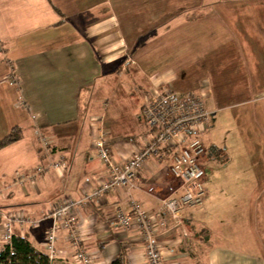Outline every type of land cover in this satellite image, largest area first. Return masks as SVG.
I'll return each mask as SVG.
<instances>
[{"label": "crops", "instance_id": "1", "mask_svg": "<svg viewBox=\"0 0 264 264\" xmlns=\"http://www.w3.org/2000/svg\"><path fill=\"white\" fill-rule=\"evenodd\" d=\"M196 1L201 4V0ZM3 2L13 9L5 6V12L0 13V29L9 27V34L0 37V138L16 125L21 128V137L0 152L14 146L13 154L19 153V164L29 172L44 160L34 133L39 129L48 139L51 156H61L64 161L63 168L49 170L22 184L9 181L0 167L3 210L38 218L64 197L80 198L106 178L109 171L96 156L93 135L98 128L102 130L114 162L129 158L154 134L140 116V107L149 97L145 94L147 88L157 92L167 85L174 86L177 94L185 92L187 83H193V89L204 90L205 97L211 91L221 90L223 85L231 90V78L236 77L244 81L242 88L247 89L246 71L241 63L229 70L228 66L216 67L214 61L204 59L195 78H190V72L180 76L168 52L173 35L160 39L170 32L168 23L175 13L140 24L141 10L161 7L152 0H143L142 5L135 0H118L120 16L111 0H0V4ZM179 3L189 5L178 8L191 9L190 0H172L170 7L162 8L173 11ZM204 6L212 11L214 24L229 22L239 42L248 43L254 55L264 53V46H260L264 42V1L213 0ZM221 9L225 19L220 18ZM35 14L44 27L51 20L49 26L58 30L21 41L29 32H24L25 27L36 23ZM41 14L45 21H41ZM208 20L203 18L202 25L211 22ZM147 26H151L148 32L137 34L138 27ZM201 51L204 53V49ZM263 57L264 54L256 55L258 59ZM8 64L14 68L17 85L6 77ZM259 64L263 62L259 60ZM248 83L251 88L252 78ZM139 86H144L143 94H137ZM244 94L245 91L241 96ZM205 148L207 162L214 151L211 146ZM171 152L161 148L158 158L150 157L137 170L135 187L118 186L73 211L80 246L88 253L90 264H106L118 254L127 264H145L139 229L133 224L116 225L114 213L117 207L128 212L132 197L156 220L160 202L146 187L153 185L159 194L165 193L164 183L170 181L165 173ZM259 179L247 178L245 184L261 186ZM210 194L206 188L201 205L185 207L179 222L165 216V225L156 228L155 238L163 247V263L264 264V193L244 197L242 204L233 195L218 194L216 197L221 196L222 201L215 217ZM239 211L242 214H237ZM48 225L44 219L36 226H16L14 233L25 236L45 253ZM55 248V264H74V249L65 229L57 231Z\"/></svg>", "mask_w": 264, "mask_h": 264}, {"label": "rangeland", "instance_id": "2", "mask_svg": "<svg viewBox=\"0 0 264 264\" xmlns=\"http://www.w3.org/2000/svg\"><path fill=\"white\" fill-rule=\"evenodd\" d=\"M111 1L113 3V9H115L117 15L120 16L119 6L121 4L118 3V0ZM135 1L141 2L139 5L143 4V0ZM211 1L213 0H201L200 4L197 3L196 0H190V10L178 8L189 5L179 3L176 5L178 9L165 11L162 6L170 7L171 5L169 4L172 0H152V2L161 7L146 9V11L141 10L138 15H141L140 24L144 25L156 19V17L162 20L168 15L170 16L172 13H175L176 16L168 23L171 25L170 32L162 35L160 39H164L167 34L173 35L171 38V47L168 49V52L169 56H171L170 59L173 60L172 62L176 66L174 69L180 76L190 72V78H195L194 75L197 74L200 64L204 62V59H206L207 62L209 60L214 61L216 63L214 66L216 67H218V65L228 66L226 69L229 70L233 66H236V64L241 63L242 66H244L243 70L246 71L244 74L246 76V90L242 88V86H244V81H238L236 77L231 78L233 83L231 90L227 89L226 85H223L222 78H220L221 85H223L221 90L219 89L217 92L211 91L210 95L203 96L205 106L211 113L208 116L204 129L199 132L198 135L206 147L213 146L214 149H216L212 157H210L205 164L210 170L208 169V173L206 174L207 180L203 182L204 188H207L211 193V198L213 197V211L215 210V213L212 216L215 217L219 214V205L222 201L221 196L216 197L218 194L233 195L235 196L234 198L239 199L240 204H242V198L249 197L251 194L257 195V193H264V185H262L264 184V57L261 59L256 58V55L264 53L254 55L248 43L243 44L239 42L237 40L238 35L230 29L229 22L214 24L211 20L213 18L212 11L204 6ZM221 1L225 2L228 0ZM0 6L3 8L0 9V13L5 12V6L9 7L10 10L13 9L12 5L5 2L1 3ZM219 12L220 15H222L220 18L225 19V11L221 9ZM28 17L27 15V19ZM33 18L36 23L32 22L25 27L24 32H29L21 41L27 42L28 39L35 36L54 34V32L58 30L57 28L52 29V26H49V23L52 22L51 20L48 22V25L44 27V23L39 22V16L35 14ZM203 18H205V20L209 19L208 21L211 20V22L207 23L205 21L204 25H202L201 22ZM45 20L46 19L42 17L41 14V21ZM150 28L151 26H147L145 29L143 27H138L137 34H144L148 32ZM161 29L162 27H160V30ZM8 30L9 27L0 29V37L2 36L4 38L8 35ZM133 39L135 40V38ZM260 46H264V42H261ZM0 48L3 47L0 46ZM144 48L148 49L150 47L145 46ZM201 49H204V53ZM211 50L214 52H211ZM194 52L196 55H194ZM192 57L198 58L201 62H198V60ZM212 58L214 59L212 60ZM259 60L263 62L262 65L259 64ZM192 70L196 72L191 73ZM250 78H252L254 82L251 88L250 83H248ZM258 78H260V86L258 85ZM187 84L188 85L184 87L185 92H178L177 94L199 92L193 89V83ZM165 89L173 90L175 88L174 86L167 85ZM203 91L204 90L200 92ZM244 91L245 94L241 96ZM144 92V86H139L137 94H143ZM155 92L156 90L147 88L145 94L151 96ZM137 94L135 97H137ZM93 137L95 136L93 135ZM17 151H19V149ZM217 151H220V153H217ZM15 152L14 146L0 152L1 170L4 171V175L7 176L12 183L17 177L26 173L19 164V153L13 154ZM251 177H260L261 186L257 185L255 187V185L252 186V184L249 185V183L245 184V179ZM28 183L30 182H27V184ZM17 187L20 189V185H17ZM225 195H223V197ZM17 208L25 211L21 207ZM0 209L3 210V208ZM237 214H242V211H239ZM15 227L16 226H14V228ZM240 234L239 236L241 237ZM254 235L256 237V234ZM256 245H258L257 240L255 242V246ZM257 249L258 246L256 247V251ZM73 263L78 264L76 261Z\"/></svg>", "mask_w": 264, "mask_h": 264}, {"label": "built area", "instance_id": "3", "mask_svg": "<svg viewBox=\"0 0 264 264\" xmlns=\"http://www.w3.org/2000/svg\"><path fill=\"white\" fill-rule=\"evenodd\" d=\"M6 77L16 83L14 68L7 65ZM210 111L207 110L203 92L177 95L171 89L157 91L149 96L140 107L143 121L154 130L153 136L136 149L122 163L114 162L110 157L108 140L98 128L93 138L97 158L104 163L109 174L96 186L84 192L80 198L64 197L49 211L38 218L27 217L20 211L0 209V245L8 243L14 233V226H36L41 220L49 222L45 232V254L49 261L56 259L55 239L59 229H65L70 245L74 249V259L78 264H90V257L80 246V237L73 211L85 201L96 200L117 186L135 187L136 171L152 156L157 157L161 148L171 149L170 162L165 176L170 181L164 183V194H159L153 185L146 191L158 197L159 215L154 221L153 215L140 207L138 201L129 197L128 212L117 207L114 223L121 227L130 224L139 229L143 241L145 264H164L163 247L155 236L156 228L165 224V216L179 222L185 207L199 206L203 202V185L208 172L206 167V148L198 133L204 129ZM44 160L34 165L29 172L20 175L15 183L32 181L38 175L52 169L64 167L61 156H51L47 137L35 129Z\"/></svg>", "mask_w": 264, "mask_h": 264}, {"label": "trees", "instance_id": "4", "mask_svg": "<svg viewBox=\"0 0 264 264\" xmlns=\"http://www.w3.org/2000/svg\"><path fill=\"white\" fill-rule=\"evenodd\" d=\"M18 82L19 81L16 80V83L13 82L11 83L17 85ZM20 137H21V128L17 125L13 126L7 134H5L0 138V149L8 146L14 141H17ZM211 148H213V151H215L213 146H211ZM217 153L219 152L217 151ZM136 175H137V171H136ZM123 211L125 210L123 209ZM0 264H55V263L53 261H49L47 255L44 252H41L38 249H36L25 236L18 233H13L8 243L0 245ZM106 264H127V263L124 260V258L120 254H118L116 257H114Z\"/></svg>", "mask_w": 264, "mask_h": 264}]
</instances>
